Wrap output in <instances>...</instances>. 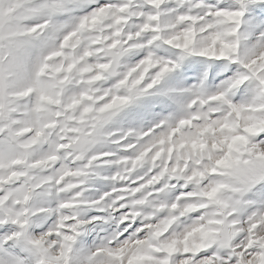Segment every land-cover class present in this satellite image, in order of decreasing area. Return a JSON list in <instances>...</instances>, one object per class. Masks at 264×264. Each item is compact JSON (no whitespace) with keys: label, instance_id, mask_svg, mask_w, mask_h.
I'll return each instance as SVG.
<instances>
[{"label":"snow or ice","instance_id":"1","mask_svg":"<svg viewBox=\"0 0 264 264\" xmlns=\"http://www.w3.org/2000/svg\"><path fill=\"white\" fill-rule=\"evenodd\" d=\"M0 264H264V0H0Z\"/></svg>","mask_w":264,"mask_h":264}]
</instances>
